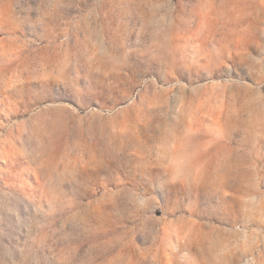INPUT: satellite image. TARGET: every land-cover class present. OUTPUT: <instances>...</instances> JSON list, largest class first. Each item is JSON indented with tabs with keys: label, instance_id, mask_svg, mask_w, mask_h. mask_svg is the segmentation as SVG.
Listing matches in <instances>:
<instances>
[{
	"label": "rangeland",
	"instance_id": "rangeland-1",
	"mask_svg": "<svg viewBox=\"0 0 264 264\" xmlns=\"http://www.w3.org/2000/svg\"><path fill=\"white\" fill-rule=\"evenodd\" d=\"M0 264H264V0H0Z\"/></svg>",
	"mask_w": 264,
	"mask_h": 264
}]
</instances>
